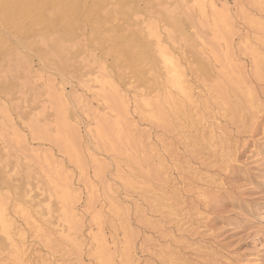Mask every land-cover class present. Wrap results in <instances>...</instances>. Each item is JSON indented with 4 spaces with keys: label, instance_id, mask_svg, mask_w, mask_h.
Wrapping results in <instances>:
<instances>
[{
    "label": "rangeland",
    "instance_id": "1",
    "mask_svg": "<svg viewBox=\"0 0 264 264\" xmlns=\"http://www.w3.org/2000/svg\"><path fill=\"white\" fill-rule=\"evenodd\" d=\"M202 1L133 0L135 15L113 13L101 36L139 35L155 63L136 57L145 77L109 56L111 39L92 43L83 14L95 0H83L81 29L48 36L65 38L64 68L0 20V203L25 254L17 261L0 234V264H100L104 244L113 264H264V0ZM149 24L190 103L164 81ZM113 96L127 99L122 115Z\"/></svg>",
    "mask_w": 264,
    "mask_h": 264
},
{
    "label": "bare ground",
    "instance_id": "2",
    "mask_svg": "<svg viewBox=\"0 0 264 264\" xmlns=\"http://www.w3.org/2000/svg\"><path fill=\"white\" fill-rule=\"evenodd\" d=\"M94 1V0H93ZM110 1L112 2V0H95V3H92L91 5H89L90 4V2H89V4H87V6L85 7L84 6V3H83V0H0V20L2 21V22H8V24L10 25L11 24V22H13V26H14V29H15V32L16 33H19V34H23L24 35V37H22L20 40L21 41H23V43H24V41H27V40H29V41H31L32 40V42H34L35 40L37 41L36 42V44L40 41V44L41 45H43L42 47L44 48L43 50H40L39 51V49L37 50L38 52H39V54H40V56H42V57H50V56H53L52 58H54V59H56V61H57V64H58V66H59V68H64L63 67V65H64V63H65V67L67 66L66 65V62H68V64H69V60L68 61H66L67 60V58L66 57H68L67 56V54H69L70 52V50L68 49V53L66 54V52H67V48H66V45H65V47L63 46L64 44H63V41H64V37H56L55 36V38H53V39H50L51 37H48V36H50V34L53 32V28L55 27V26H62V28H64V29H66V30H79V29H81L82 28V26H80L81 25V23H78V21H77V18H79V17H77V14L79 13V11H81L82 9L84 10V7H85V13L83 14V13H81V16H83L84 15V17H85V23H87V26L89 25L90 26V28H91V30L90 31H92V33L91 32H89V33H91V37H92V39H93V41H95V42H93L92 40H91V38H89L90 37V35H89V39H88V41L90 40V42L92 41V43L93 44H96V42L98 43V44H96V46L97 45H101V46H103V39H104V37L105 36H107V35H105L104 37H102L101 35H102V33H103V31H106V30H108V28L106 27V28H104L105 27V25H106V23H108L109 21L111 22V19L114 17L113 16V13H118V12H120L122 15H124L125 17H129V15H127L128 14V12L130 13V11H132V13H133V11L135 10V6H134V3H133V0H116V1H114V2H116V9H114V11L112 12V9H111V6L113 7V3H112V5L110 6V9L111 10H108L107 9V5L110 3ZM209 1V0H208ZM203 2V4H204V0L202 1ZM85 4H86V2H85ZM209 8L211 9V11H212V13H216L215 11L218 9L217 7H216V5L212 2V1H210L209 2ZM149 6V5H148ZM204 6V5H203ZM109 7V6H108ZM185 7V6H184ZM202 7V6H201ZM200 7V12H202V10L204 9H202ZM115 8V7H114ZM148 8H150V7H148ZM188 8V7H187ZM217 8V9H216ZM223 8V7H222ZM134 9V10H133ZM182 9H184V8H182ZM198 9V8H197ZM209 9V10H210ZM226 9V8H225ZM224 9V10H225ZM137 10V9H136ZM83 11V12H84ZM168 11V10H167ZM205 11V10H204ZM226 11H227V9H226ZM151 12V11H150ZM165 12V14H166V11H164ZM185 12H188L187 10H185ZM198 12V11H197ZM135 13H136V11H135ZM160 13V12H159ZM163 13V12H162ZM169 13H170V11H169ZM168 13V14H169ZM173 13V12H172ZM199 13V12H198ZM83 14V15H82ZM134 14V13H133ZM165 14H163L164 16H166ZM127 15V16H126ZM135 15V14H134ZM170 15V14H169ZM168 15V16H169ZM163 16V18H166V17H164ZM188 16V15H187ZM202 16V15H201ZM203 16H204V14H203ZM115 17H117V16H115ZM81 18V17H80ZM120 18V17H119ZM130 18H131V16H130ZM190 18V17H189ZM114 19V18H113ZM112 19V20H113ZM121 19V18H120ZM217 20H215L214 19V26L216 27V24H217V22L219 23L220 22V20L222 19H220V18H216ZM218 19H220V20H218ZM116 20V19H115ZM115 20H113V23H111V27H113L112 26V24H115L114 22H115ZM253 20V19H252ZM83 21V20H82ZM121 21V20H120ZM162 21H163V19H162ZM168 21V20H167ZM167 21H165L166 23H168ZM176 21V20H175ZM127 22H129V21H127ZM179 22V21H178ZM251 22H253V21H251ZM170 23H172L171 22V20H170ZM170 23H169V25H170ZM173 23H175L176 24V22H174L173 21ZM258 23V22H257ZM257 23H255V24H257ZM261 23V22H260ZM78 24H79V26L81 27H78ZM118 24H120V23H118ZM117 24V25H118ZM127 24V23H126ZM129 24V23H128ZM194 24V23H193ZM150 25V24H149ZM168 25V26H169ZM172 25H174V24H172ZM172 25H170L171 27H172ZM177 26H178V24H176ZM175 25V26H176ZM123 26H124V23H123ZM126 26V25H125ZM151 26V27H150ZM149 27V31L150 32H153V33H150V34H152V35H150L151 37L153 36V37H155L156 38V40H154V41H156L155 43H156V45H154L153 44V46L155 47L156 46V48H157V50H155V48L154 49H152V50H155V52H158L159 53V55H160V58L159 59H157V61L159 60V62H161L162 61V63L165 65V67H167L166 69H165V67H164V69L165 70H163V71H165L164 73L166 74V75H169L168 76V80H166L165 78V82L166 81H168V83L166 82V84H170L174 89H176L178 92H180L182 95L181 96H183V99L184 100H186V102H189L190 103V101H191V96H190V91H189V89H190V87H188L187 86V84H185L184 82H182L181 81V78H183V76L181 77V74H180V72H179V70H178V66L175 64V62H174V60H173V58L171 57V55L169 54L168 55V52H165V48L163 49V47H162V45L160 44V42H159V37H158V35H156V30H154L155 28H154V26H153V24H151ZM152 26H153V28H152ZM169 26V27H170ZM34 27H37V28H39V30H37V31H34L33 30V28ZM122 27V26H121ZM128 27V26H127ZM147 27H148V25H147ZM146 27V28H147ZM79 28V29H78ZM130 28H132V25H131V27ZM134 28V27H133ZM132 28V29H133ZM151 28H152V30H151ZM173 28H174V26H173ZM106 29V30H105ZM123 29V28H122ZM121 29V30H122ZM111 30H113V28L111 29ZM139 30V29H138ZM138 30H136V31H138ZM147 30V29H146ZM154 30V31H153ZM175 30H177V29H175ZM182 31V30H181ZM262 31H264V30H262ZM113 32H114V36H113V38L111 39V41H112V46L110 45V47H111V51L110 52H108V54L109 53H114V54H116V56H115V59L117 58V56H118V58L121 60L120 62H122V64H124L125 66H129L128 68H133L134 69V67H136L135 66V61H136V57L137 58H139V60L141 59V60H148L147 62H149L150 63V65L151 64H155V63H153L152 61H151V57H150V55H151V53H150V55H149V50H147V49H149L148 47L146 48V46H148V45H144L143 44V42L142 41H144V40H139L140 38H139V35H138V38H136L137 36H136V34H134L135 36V38H136V40H135V38L133 37V35H128V33L127 32H125V33H127V35H123L124 33H122V34H120V31H118L117 29H115L114 28V30H113ZM132 32V31H131ZM135 32V31H134ZM138 32H141V30L140 31H138ZM180 32V31H179ZM108 33V32H107ZM137 33V32H136ZM142 33V32H141ZM139 34V33H138ZM143 35H144V33H143ZM180 35H182L181 33H180ZM52 36V35H51ZM144 36H146V34L144 35ZM144 36H143V38H144ZM149 35L148 36H146L145 38H147V37H150ZM172 36V35H171ZM182 36H184V33H183V35ZM108 37H110V36H108ZM107 37V38H108ZM111 37H112V35H111ZM134 39H133V38ZM140 37H141V35H140ZM157 37H158V39H157ZM68 38V37H67ZM66 38V39H67ZM106 38V37H105ZM106 38V39H107ZM180 38V37H179ZM186 38H188V37H186ZM110 39L108 38V41H110ZM70 40V39H69ZM28 41V42H29ZM43 41H44V43H43ZM72 41V40H71ZM147 41V40H146ZM27 42V43H28ZM70 42V41H69ZM26 43V44H27ZM30 43V42H29ZM35 43V42H34ZM43 43V44H42ZM78 43V42H77ZM100 43V44H99ZM109 43H111V42H107V43H105V44H108L109 45ZM147 43V42H146ZM145 43V44H146ZM31 45H33V48H35L34 46V44L33 43H30ZM40 44H37V45H40ZM22 45V44H21ZM29 45V44H28ZM30 45V46H31ZM41 45H40V47H41ZM75 45V44H74ZM24 46H25V44H24ZM27 46V45H26ZM29 46V47H30ZM105 46H107V45H105ZM105 46H104V48H105ZM152 46V47H153ZM38 47V46H37ZM67 47H69L68 46V43H67ZM101 48V47H100ZM10 49V48H9ZM37 49V48H36ZM66 51H65V50ZM102 49V48H101ZM101 49H100V51H101ZM11 50V49H10ZM15 50V49H14ZM104 50V49H103ZM51 51H52V53H51ZM106 51V50H105ZM107 51H109V50H107ZM106 51V52H107ZM167 51V50H166ZM11 52H12V50H11ZM48 52V53H47ZM65 52V53H64ZM72 53V52H71ZM71 53H70V56H71ZM158 53H153V55H155V57L157 58V56H159L158 55ZM48 54H49V56H48ZM51 54V55H50ZM66 55V57H65V55ZM103 55H105L104 54V51H103V53H102ZM156 54H157V56H156ZM64 55V56H63ZM63 56V57H62ZM70 56H69V58L68 59H70ZM106 56H108V55H106ZM109 56H110V54H109ZM112 56H114V55H111V57ZM64 58H66V62L64 61ZM118 58L116 59V60H118ZM256 58H258L257 56H255V59ZM115 59H113V61L115 60ZM259 59V58H258ZM258 59H256L255 60V64H256V70H257V73H258V71L261 69V68H263L262 67V63L263 62H261V61H259ZM140 60V61H141ZM119 61V60H118ZM115 62H117V61H115ZM138 62V61H137ZM113 63V62H112ZM121 64V65H122ZM139 64V63H138ZM157 64V63H156ZM113 65H115V64H113ZM120 65V64H119ZM124 65L122 66V67H124ZM141 65H143V64H140V66ZM146 65H148V63L146 64ZM145 65V66H146ZM149 65V66H150ZM160 65V64H159ZM159 65H157V66H159ZM164 65H162V66H164ZM138 66V65H137ZM145 66H143V67H145ZM118 67V66H117ZM151 67H152V65H151ZM150 67V68H151ZM156 67V66H155ZM261 67V68H260ZM116 68V66L114 67V69ZM127 68V67H126ZM125 68V69H126ZM146 68L148 69V67L146 66ZM146 68H143L144 70L146 69ZM148 69V70H150V72L152 71L151 69ZM153 69H154V67H152ZM159 68V67H158ZM169 68V69H168ZM139 69V68H138ZM141 69H142V66H141ZM146 69V70H147ZM156 69H157V67H156ZM115 70H119L118 68L117 69H115ZM124 70V69H123ZM132 70V69H131ZM136 72H139L138 74L139 75H137V77L138 76H144L145 74H142V75H140V73H142V71L140 72V71H138L136 68L134 69ZM143 70V71H144ZM145 70V72H147ZM262 70V69H261ZM120 71V70H119ZM122 71V70H121ZM120 71V72H121ZM127 71V70H126ZM157 71H158V69H157ZM162 71V70H161ZM168 71V72H167ZM117 73H119L118 71H116ZM150 72H149V74H150ZM155 72V73H154ZM263 72L264 71H262V74H263ZM131 73V72H130ZM132 73H134V75H135V72H132ZM260 73V74H259ZM259 75H262L261 74V71H259ZM119 74H121V73H119ZM119 74H118V76H119ZM151 74L153 75V77H154V75L156 76V74L158 75V73L156 72V70H154L153 71V73L151 72ZM122 75V74H121ZM123 75H124V72H123ZM123 75L121 76L122 78H123ZM135 77H136V75H135ZM145 77V76H144ZM159 77V76H158ZM160 77H162V76H160ZM120 78V77H119ZM143 78V77H142ZM157 78V77H156ZM155 78V79H156ZM140 79H141V77H140ZM155 79H153L154 81H156ZM141 81H146L145 79H141ZM163 81V82H164ZM153 82V81H152ZM156 82H158V81H156ZM101 83V82H100ZM105 83V82H104ZM108 84V83H107ZM154 84H156V83H154ZM158 85H159V83H158ZM102 86H103V84H102ZM105 86V85H104ZM111 86V85H110ZM108 87V86H107ZM157 87V86H156ZM239 88V87H238ZM237 88V86H236V90L238 89ZM110 89V88H109ZM111 90V89H110ZM241 89H239L238 91H240ZM176 91V92H177ZM248 90H246V93H245V91H244V93H242V90L240 91L242 94V96H244V100H245V102H247L248 104H249V101L250 100H253L252 99V97H250V93L249 92H247ZM113 91H111L110 93H112ZM109 93V94H110ZM113 94V93H112ZM115 95V94H114ZM110 96V95H109ZM108 96V97H109ZM112 96V95H111ZM125 98V97H124ZM170 98H171V96H170ZM120 99H121V97H120ZM175 99V98H174ZM193 99V98H192ZM125 100V99H124ZM124 100H118L119 101V103H117L118 104V106H116L117 104H115L114 102V96L112 97V100H110L109 102L111 103V105L113 106V108H114V110H115V112H118V115H122L124 112H126V104H127V102H125ZM170 100V99H169ZM172 100H173V98H172ZM247 100V101H246ZM176 101V100H175ZM174 101V102H175ZM178 101V100H177ZM181 101V100H180ZM179 102V101H178ZM177 102V103H178ZM250 102H252V101H250ZM180 103V102H179ZM115 104V105H114ZM149 104V103H148ZM148 104H146L147 106H148ZM154 104V103H153ZM172 104V103H171ZM187 104V103H186ZM194 104V103H193ZM192 104V105H193ZM150 105V104H149ZM154 105H156V102H155V104ZM173 105H176V103L174 104L173 103ZM178 105V107L179 108H182L181 106H179V104H177ZM191 105V106H192ZM250 105H252V104H250ZM153 106V105H152ZM190 106V107H191ZM154 107V106H153ZM157 107H159L160 108V106H158V104L156 105V108ZM112 108V109H113ZM159 108H157V109H155L156 110V112L158 111V117H160L161 118V114L162 113H160L161 111H160V109ZM173 108H174V106H173ZM177 108V107H176ZM175 109V108H174ZM117 110V111H116ZM176 110V109H175ZM180 110V109H179ZM113 111V110H112ZM172 111H174V110H172ZM178 114V113H177ZM181 114V113H180ZM182 115V114H181ZM154 118H156L157 119V117H154ZM159 119V118H158ZM157 119V120H158ZM57 129V128H56ZM61 145V144H60ZM66 145V144H65ZM61 147H63V146H61ZM67 148V146H64V150H67L66 149ZM154 149V148H153ZM65 184V183H64ZM68 184V183H67ZM64 186H66V190H65V192L61 195L62 196V198H61V201H62V199H63V202H65V204L68 206L69 204H71V203H69L68 202V199H70L69 198V196L68 195H72V193L70 194V193H68L69 191V189H70V187L69 186H67V185H64ZM75 191V190H74ZM71 192V191H70ZM75 193V192H74ZM1 201V200H0ZM60 201V202H61ZM70 202H72V201H70ZM4 205V204H3ZM66 205H64V206H66ZM62 206V205H61ZM4 207L2 206V204L0 203V234H2L3 236H4V238H5V242L6 243H8L7 245H9V246H7L6 244V246H7V248L9 247H11L10 249H12L11 251H13V252H10V254L11 255H13L14 257H15V259H17V261H19L18 259H20L21 257H22V255L24 254V253H22V248L20 249V246H17V244L14 242V238H13V236L12 235H15L17 232L19 233V230H17L16 231V233L14 234L13 233V231L11 230V222H12V220H10V217H7L5 214H4V209H3ZM64 208V207H63ZM62 208V209H63ZM69 208V207H68ZM67 207H65V214L67 213V209H68ZM69 211L71 212V210H70V208H69ZM69 211H68V213H67V215H66V217L68 218V214H69ZM61 213H63V212H61ZM64 214V213H63ZM71 215V214H70ZM73 215V214H72ZM64 216V215H63ZM62 216V217H63ZM70 217H72V216H70ZM69 217V218H70ZM68 218V219H69ZM68 219H65L66 221H67V223L69 222V220ZM72 219V218H71ZM70 219V220H71ZM70 222H72V220L70 221ZM69 222V223H70ZM34 224V223H33ZM32 224V225H33ZM71 224V223H70ZM36 226V225H35ZM76 227V226H75ZM77 229V228H76ZM1 235V236H2ZM0 236V237H1ZM2 236V237H3ZM4 242V243H5ZM112 242V241H111ZM3 244V243H2ZM1 244V245H2ZM19 245H20V242H19ZM108 248V247H107ZM107 248H106V245L104 244V246L102 245V247H100V249H96L95 250V255H96V259L98 260V262H100V264H110L111 263V258H110V255H109V251L107 250ZM108 251V252H107ZM25 253H26V251H25ZM25 255V254H24ZM128 257V256H127ZM127 257H124V258H127ZM23 258V257H22ZM127 261H128V258L126 259ZM21 262V261H20ZM111 264H113V263H111Z\"/></svg>",
    "mask_w": 264,
    "mask_h": 264
}]
</instances>
